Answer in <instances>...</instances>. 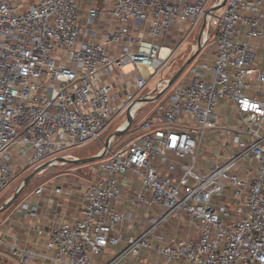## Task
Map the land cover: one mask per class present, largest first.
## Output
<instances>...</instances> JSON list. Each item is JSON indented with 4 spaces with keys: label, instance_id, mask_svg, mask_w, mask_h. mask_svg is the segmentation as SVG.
<instances>
[{
    "label": "built area",
    "instance_id": "2783aa9c",
    "mask_svg": "<svg viewBox=\"0 0 264 264\" xmlns=\"http://www.w3.org/2000/svg\"><path fill=\"white\" fill-rule=\"evenodd\" d=\"M220 1L0 0V194L14 165L81 158L69 149L117 129L146 95L139 131L110 139L93 179L71 169L0 211V264H264V0H224L215 16ZM213 17L212 61L195 55L150 100L173 54L154 39ZM213 132L226 141L200 166ZM182 215L195 236H178ZM172 218L175 231H160Z\"/></svg>",
    "mask_w": 264,
    "mask_h": 264
},
{
    "label": "rangeland",
    "instance_id": "374dc122",
    "mask_svg": "<svg viewBox=\"0 0 264 264\" xmlns=\"http://www.w3.org/2000/svg\"><path fill=\"white\" fill-rule=\"evenodd\" d=\"M221 11V8H218L216 10L215 16ZM201 18H198L194 23L191 22V20H188L186 22L181 23L179 26H174L171 28V30L164 34L163 36L159 38H155L154 41L157 42L159 45L170 48V51L173 53L171 58L168 59V61H165L163 63V66L160 68L158 73L156 74V79H165L170 77L181 64L188 58L187 56L190 54V52L194 49L197 41V37L201 28L202 24ZM109 28H112V24L108 26ZM216 27V21L215 17L211 18L208 21V25L206 26V33L201 30V40H205L202 43V46L200 47L197 54H199V63H209L212 61L213 56V50H214V43H215V36L214 31ZM146 40H149L148 36H145ZM262 51V50H258ZM196 54V55H197ZM124 72H131L133 69L130 66H125L123 68ZM185 70V69H184ZM172 86V85H171ZM170 86V87H171ZM255 86V83L252 81L250 83V91L254 92L253 88ZM169 87V88H170ZM153 104H151L152 106ZM145 109H140L136 116L134 123L127 127L125 132L118 134L115 138V143L112 145V148H115L120 143L127 141L130 139L134 134H136L139 131V124L143 119ZM220 116L226 115L230 116L231 112L228 108H221L219 111ZM114 124L109 125L105 128V130L102 132L99 140L92 141L85 146L82 147H73L69 149L68 152L73 153L75 155H78L79 157H86L92 155L97 148L100 147V145L106 140V138L114 131ZM219 132H213V133H206L204 135V142L200 145V148L198 150V158L197 163L201 166V164L206 167L207 163L205 162L204 158H201V154H207L210 158L217 157L218 153L216 152L219 148H221L222 144L226 141V138H221L219 142L213 143L211 140L214 139L216 136H218ZM235 150V148H232ZM60 155V153L56 154L55 156ZM100 159H96L87 163H77V164H71L68 163L67 165H60L59 163H56L55 165L48 166L46 169H44L41 173L37 172L33 175V177L27 182V184L23 187L22 191H29L34 185L44 183L51 177H54L56 175H59L61 173H65L67 178H70L73 171L71 169L76 170V173L80 175L81 179L84 183L90 181L93 179V175L90 172H86L89 166H96L98 164V161ZM33 167H20V164L13 166L14 171V179L8 184V186L1 192L0 194V200L3 201L6 199L9 195L12 194V192L15 189V186L17 183L21 181L24 176H26L31 170H33ZM75 172V171H74ZM75 193H77L75 191ZM2 212H0L1 216ZM183 220V221H182ZM181 223L180 228L178 229V236L180 237H186V236H195L194 230L189 226V223L187 222V216L182 215L181 216ZM180 219L178 218H172L167 221L164 228H161L160 231L170 234L172 229L175 231V228L179 225ZM113 250L112 247H109L104 250L102 253V256H105V253H111L110 251Z\"/></svg>",
    "mask_w": 264,
    "mask_h": 264
},
{
    "label": "water",
    "instance_id": "95a60500",
    "mask_svg": "<svg viewBox=\"0 0 264 264\" xmlns=\"http://www.w3.org/2000/svg\"><path fill=\"white\" fill-rule=\"evenodd\" d=\"M223 3H224V0L220 1L219 3H217L214 6V8L220 7ZM212 9H213V7L211 8V10ZM204 25H205V19L202 21L201 28H200V31H199V34L197 37V41H196V47H195L194 51L188 56V58H186V60L181 64V66H179L178 69L170 77L167 78L164 86H162L160 89H158L157 92H155V94L152 97H150V100H156L165 90H167L174 83V81L177 79V77L183 72V70L187 67V65L191 62V60L195 57V55L198 53L200 47L202 46L201 30L203 29ZM145 98H146V95H141L136 100L131 102L129 110L126 113L125 120L119 125V127L117 129H115L106 138V140L103 143V148L99 153L92 154V155L86 156V157L77 158V159H68V158H65L64 156H57L55 158V160L63 161L65 163H71V164H77V163L82 164V163H87V162H90V161H93L96 159H101L104 156L105 148L108 146L110 139L114 136H117L118 134L125 132L127 127L131 124V122L133 120L134 111H135L136 101L140 100V99L143 100ZM50 163H51V161L47 160V161L43 162L42 164H40L39 166L35 167L33 170H31L26 176H24V178L21 180V182L18 184L16 189L12 192V194L6 200H4L3 202L0 203V211L7 208L16 199V197L18 196L21 189L27 184V182H29V180L33 177V175L35 173H37L39 170L47 167Z\"/></svg>",
    "mask_w": 264,
    "mask_h": 264
},
{
    "label": "crops",
    "instance_id": "0c3cea01",
    "mask_svg": "<svg viewBox=\"0 0 264 264\" xmlns=\"http://www.w3.org/2000/svg\"><path fill=\"white\" fill-rule=\"evenodd\" d=\"M259 43H262V40H260ZM249 93H252V92H249ZM261 97L264 98V86H263L262 91H261ZM128 195H129V190L127 189L124 192V198L126 199V197H128ZM126 205H127L126 201H123L120 206H121V208H124V207H126ZM124 232H125V237L130 235V232H127L126 230H124ZM117 249L118 248L115 247V248H113V250L110 251L111 253H109V254L105 253V256L101 255L99 260H98V263H102V262L106 261L109 258V256H111L114 252H116Z\"/></svg>",
    "mask_w": 264,
    "mask_h": 264
},
{
    "label": "bare ground",
    "instance_id": "6f19581e",
    "mask_svg": "<svg viewBox=\"0 0 264 264\" xmlns=\"http://www.w3.org/2000/svg\"><path fill=\"white\" fill-rule=\"evenodd\" d=\"M207 25H208V24L206 23V25H205V26L203 27V29H202V31H204L205 33H206V26H207ZM164 50H165V49H162V52H164ZM141 103H143L141 99L137 101V105H139V104H141ZM56 161H57V160H55V163H56Z\"/></svg>",
    "mask_w": 264,
    "mask_h": 264
}]
</instances>
